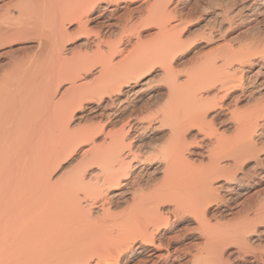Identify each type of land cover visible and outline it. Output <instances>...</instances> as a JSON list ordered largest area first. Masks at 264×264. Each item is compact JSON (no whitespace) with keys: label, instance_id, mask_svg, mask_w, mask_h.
Wrapping results in <instances>:
<instances>
[{"label":"bare ground","instance_id":"obj_1","mask_svg":"<svg viewBox=\"0 0 264 264\" xmlns=\"http://www.w3.org/2000/svg\"><path fill=\"white\" fill-rule=\"evenodd\" d=\"M136 1L0 0V264H264L228 254L264 235V206L231 207L264 183V39L227 45L264 0H221L206 33L222 41L186 72L180 0ZM137 21L157 35L141 42ZM151 81L156 105L130 107Z\"/></svg>","mask_w":264,"mask_h":264},{"label":"rangeland","instance_id":"obj_2","mask_svg":"<svg viewBox=\"0 0 264 264\" xmlns=\"http://www.w3.org/2000/svg\"><path fill=\"white\" fill-rule=\"evenodd\" d=\"M209 1V2H208ZM220 1V2H219ZM222 1H224V4H222V5H226L225 3H227V6H230V5H232L233 3V5H232V9L233 10H235L236 9V7H239L242 3H244V1H247V0H222ZM226 1V2H225ZM232 1V2H231ZM136 2H138V3H135V4H139L141 1L140 0H138V1H136ZM231 2V3H230ZM196 3V4H195ZM213 5H212V4ZM215 3H216V5H215ZM220 3V4H219ZM236 3V4H235ZM215 5V6H214ZM221 6V0H180L179 1V8L180 9H183L184 10V12H188V14L186 13L185 15H187V16H189V17H185V18H189V19H184L183 20V30H182V27H178V31H177V33H179V31H181L182 33V36H183V38L185 37V40L184 41H186L188 44H190V45H188V47H190V48H187L186 50H188L189 51V53H187L186 55H185V57H184V59L183 60H185V58H187L188 57V59H186V61H183L182 60V62H181V64H179V61H178V69L177 70H179L180 71V69H182L181 70V72H183V71H189V69L191 70L195 65H196V63H197V61L196 60H200V59H203V55H205V53L207 52V53H211V52H213L214 51V49H215V47H217L218 46V44H220V42L222 41L220 38H215L214 40H216V41H214L213 39H210V37H212V35L211 36H209L208 35V33H210V32H212V29L214 30V29H216V30H214L215 32H212L213 33V37L214 36H217V35H219L218 33H219V27H220V21H219V18L216 16V12L218 11L217 9H220V7L219 6ZM193 6V7H192ZM204 7V8H203ZM189 8V9H188ZM191 9V10H190ZM187 10V11H186ZM203 13V14H202ZM0 14H1V12H0ZM119 14H122V11H121V13L119 12ZM120 16H122V15H120ZM213 16V17H212ZM255 16H257V17H255ZM210 18V19H209ZM214 18V19H213ZM124 19V18H123ZM186 20V21H185ZM193 20V21H192ZM200 20V21H199ZM211 20V21H210ZM237 21V22H236ZM146 23H149V22H143V23H140L139 21H137L136 22V25H135V28H134V36H135V34L136 35H138V36H136V37H139L140 39H141V42H143V40L144 41H146L147 42V40H149L150 38H152V37H154V36H156L154 33H155V31H157V29H155L156 27H153V26H150V25H148V24H146ZM185 23H187V26L185 25ZM209 23V24H208ZM235 23V24H234ZM237 23V24H236ZM143 24H145V26H147L148 25V28H149V30H147V28L146 27H144L143 26ZM205 24V25H204ZM216 24V25H215ZM182 25V24H181ZM240 25V26H239ZM140 26H141V28H140ZM150 26V27H149ZM205 26H206V28H208V29H210V30H207L206 28H205ZM203 27H204V29H203ZM181 28V29H180ZM229 29H228V32H230L229 33V36H228V40H227V42H229L230 40H231V42H229V43H227V45H229V46H231L232 47V45H233V47L235 48V49H237L238 47L240 48V46L243 44V43H245L246 41V43L245 44H249V43H251V42H253L254 40L255 41H257L258 39L259 40H261V41H263V39H264V13H262V14H258V15H253V16H251V17H248V18H240L239 19V17L238 18H235L234 19V21H233V24H232V27H231V25L228 27ZM136 29V30H135ZM141 30L142 31V33L140 32V31H138V30ZM232 29V30H231ZM184 30H186V31H184ZM136 31V32H135ZM148 31V32H147ZM193 31V32H192ZM200 31V32H199ZM205 31V32H204ZM248 31H250V32H248ZM137 32H138V34H137ZM185 32V33H184ZM187 32V33H186ZM202 32H203V34H202ZM206 32H208V33H206ZM140 33V34H139ZM150 33H152V34H150ZM157 33V32H156ZM190 33H191V35H190ZM204 33H205V35H207L208 36V38H206V36H204ZM254 33V34H253ZM144 34V35H143ZM186 34H188V35H186ZM140 35V36H139ZM142 35V36H141ZM154 35V36H153ZM201 35V36H204V38H201V36L199 37V36ZM247 35V36H246ZM190 36V37H189ZM136 37H134V39L136 40L137 38ZM239 37V38H238ZM142 38H144V39H142ZM192 38V40H194V41H192V40H190ZM236 38H238L239 40H240V38H242L243 40H238V39H236ZM246 38V39H245ZM70 39H72V40H68V39H65V41H64V45H65V47H66V49L68 50V52L69 51H71V52H78V50H77V47H75V48H73V46H77V44L78 43H80L81 42V40L82 39H80V38H77L76 37V39H75V37H71ZM146 39V40H145ZM208 39V40H207ZM210 39V40H209ZM66 40L67 41H69V42H66ZM113 40H116V39H113ZM205 40H207V41H209V42H211L212 40V42L213 43H209V42H206ZM220 40V41H219ZM239 42H238V41ZM74 41V42H73ZM232 41H234V43L232 42ZM254 41V42H255ZM66 42V43H65ZM217 42H219V43H217ZM236 42V43H235ZM242 42V43H241ZM217 43V44H216ZM241 43V45H239ZM208 44V45H207ZM217 46H216V45ZM236 44V45H235ZM238 44V45H237ZM245 44H243L242 46H245ZM214 45V46H213ZM20 47L21 45H15L14 46V49L16 48V47ZM192 46V47H191ZM200 46V47H199ZM235 46H237V47H235ZM69 47V48H68ZM232 47V48H233ZM71 48V49H70ZM73 48V49H72ZM195 48V49H194ZM70 49V50H69ZM17 50H19V48H16V50H15V54H16V56H18V57H22V55H21V53H19V52H17ZM75 50H77V51H75ZM187 51V52H188ZM197 52V53H196ZM202 52H204V54H202ZM194 53V54H193ZM206 53V54H207ZM178 54V53H177ZM198 54H202L201 56L199 55L198 56ZM208 55V54H207ZM190 56V57H189ZM191 56H193L194 58H192ZM197 56L199 57V58H197ZM206 56V55H205ZM257 56V55H256ZM179 57V54L178 55H176V59ZM179 59V58H178ZM192 59V60H191ZM196 59V60H195ZM190 60L192 61V63H190ZM194 60V61H193ZM188 61V62H187ZM183 62H186V63H188V65H186V63L185 64H183ZM5 63H6V61H4V60H0V66H1V64L2 65H5ZM191 65H190V64ZM194 63H195V65H194ZM179 65H181V67L182 68H180L179 67ZM184 65V66H183ZM188 66V67H190L189 69H186V67ZM184 67V68H183ZM262 67V68H261ZM259 67H257V69H258ZM260 68L264 71V66H260ZM184 72V74H186ZM262 78H264V74L262 75ZM156 79V78H155ZM154 80V79H153ZM159 80V79H158ZM157 80V81H158ZM155 82V81H151V85L149 86V87H147V89H145L144 90V88H143V91L139 94V96H137L136 98H131L130 99V107L133 105V104H137L136 106H137V108H139L141 105H142V103L144 102L145 104L147 103H149V102H151V103H154V102H156V101H154L152 98L155 96L154 95V93L156 94V92L158 93V92H164V86H163V83L161 84V86H162V88H161V86L160 85H157V84H160L159 82ZM140 81H138V83H139ZM154 82L156 83V84H154ZM137 83V84H138ZM156 85V86H155ZM160 89V90H159ZM157 90V91H156ZM145 94V95H144ZM161 93H158V95H160ZM141 95V96H140ZM148 95H150V96H148ZM154 95V96H153ZM139 97V98H138ZM145 97H147L146 99H145ZM161 97V95L160 96H158V98H160ZM149 98V99H148ZM135 99V100H134ZM145 99V100H144ZM147 99L149 100V102L147 101ZM131 100H133V102L131 101ZM138 102H137V101ZM151 100V101H150ZM143 101V102H142ZM146 101V102H145ZM221 101V100H220ZM224 101L225 100H222V102H221V106H222V103H224ZM254 102L253 100H250V101H247V102H243V105H240L239 106V109H240V107H241V111H244V110H247V109H249L248 107L249 106H251V103L252 102ZM150 103V104H151ZM245 103V104H244ZM87 104V105H86ZM155 104V103H154ZM153 104V105H154ZM234 103H230V106H231V108H233L234 107V105H233ZM255 103H252V105H254ZM89 105V106H88ZM140 105V106H139ZM156 105V104H155ZM95 106V105H93L92 103H84V104H82L81 106H78V107H76L77 109H72L71 110V112H74L73 114L71 113L70 115V117H69V119L72 121V122H75L76 121V119H77V117H79L80 115H82V114H89V111L90 112H92V108ZM144 106V104L142 105V107ZM82 107V108H81ZM89 107V108H88ZM83 108H84V110H83ZM223 108H225V107H223ZM251 108V107H250ZM75 110V111H74ZM225 113V114H224ZM222 112V114H221V117L222 116H226V115H228V112L227 111H225V112ZM227 113V114H226ZM74 118V119H73ZM81 125H86V123H80ZM87 124H89V123H87ZM79 125V124H78ZM77 125V127H80L81 125H79L78 126ZM145 139L144 140H151V142L150 143H152L153 141H152V139H150V138H152V137H154V136H152V134H146L145 135ZM153 140H154V138H153ZM67 160H69V161H67ZM66 161H64L60 166H59V168H58V172H59V174H61V173H64V172H67V171H69V168L72 166V164H73V160L74 159H67ZM72 161V162H71ZM66 165V166H65ZM70 165V166H69ZM68 166V167H67ZM63 168V169H62ZM65 168V169H64ZM67 168V169H66ZM251 168H252V166H251ZM58 174V175H59ZM253 182H255L254 180H253ZM253 182H251L252 184H253V186H252V184H251V186H250V188H247V190L244 192L245 194L241 197V199L239 200L240 201V204L238 205V204H232L231 205V207L233 208V213H237V212H240V210L244 207L245 209H247V212H249V213H251V212H253L257 207H259V206H264V183H258V184H255V183H253ZM244 199V200H243ZM237 205V206H236ZM242 206V207H241ZM235 210V211H234ZM228 219H230V218H228ZM227 219V220H228ZM180 229V233L181 234H179V245L180 244H186V243H182L181 241H184L185 240V237L187 238L188 236L190 237L191 235H192V233L193 232H196V229H195V226H190V225H187V226H184L183 225V227H180L179 228ZM191 234V235H190ZM246 234H248V237H246L247 235ZM245 234V237L247 238V239H249V236L251 235V232H248V233H246ZM183 235H185V237L183 236ZM252 236V235H251ZM255 236V235H254ZM262 237V236H261ZM183 239V240H182ZM250 245H251V248L250 249H248V252L247 253H239L240 251H237V250H239V249H237L238 247L236 246H234V245H231V246H229L228 247V254H229V257H233L232 258V260L235 262L237 259H241V257L243 258V259H245V261H252L253 259H254V256L256 257L258 254H262V255H264V235H263V237L261 238V242H259V243H257V241H256V238H255V240H254V237H252V240H250V243H249ZM191 245V243L190 244H186V245H184V246H190ZM181 247V246H180ZM252 250V251H251ZM231 253V254H230ZM238 254V255H237ZM241 254V255H240Z\"/></svg>","mask_w":264,"mask_h":264}]
</instances>
